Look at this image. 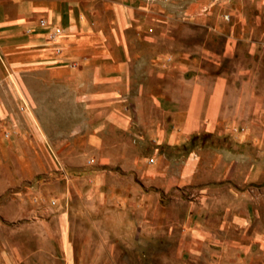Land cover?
<instances>
[{"label":"rangeland","instance_id":"374dc122","mask_svg":"<svg viewBox=\"0 0 264 264\" xmlns=\"http://www.w3.org/2000/svg\"><path fill=\"white\" fill-rule=\"evenodd\" d=\"M112 2L0 37V264H264V0H148L129 46Z\"/></svg>","mask_w":264,"mask_h":264},{"label":"crops","instance_id":"0c3cea01","mask_svg":"<svg viewBox=\"0 0 264 264\" xmlns=\"http://www.w3.org/2000/svg\"><path fill=\"white\" fill-rule=\"evenodd\" d=\"M105 0H0V29L8 32L1 35L4 39H13L19 44L38 45L46 40L48 32L56 27H63L65 36L61 42L77 41L78 45L85 44L88 39L95 37V18L90 16L100 11L96 7L102 6ZM110 7L101 11L111 14L114 19V35L116 41L122 40L120 32H125L123 44L132 45L135 41L150 43L159 37L158 31L163 27L152 21V15L159 18V6L148 4V0H112ZM46 14L50 27L37 29L32 36L21 40L16 29L20 28L31 15ZM157 18V19H158ZM155 27V28H154ZM50 29V30H49ZM153 30L149 32L148 30ZM130 30V33L128 32ZM154 30L156 36H154ZM128 32V33H127ZM134 32V33H132ZM156 37V38H155ZM48 54V53H47Z\"/></svg>","mask_w":264,"mask_h":264}]
</instances>
